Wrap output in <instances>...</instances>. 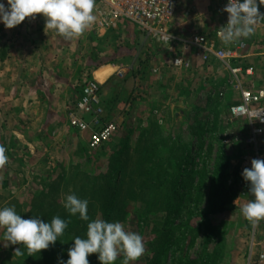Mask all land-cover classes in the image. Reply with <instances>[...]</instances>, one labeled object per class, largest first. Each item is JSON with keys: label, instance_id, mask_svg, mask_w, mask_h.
<instances>
[{"label": "rangeland", "instance_id": "374dc122", "mask_svg": "<svg viewBox=\"0 0 264 264\" xmlns=\"http://www.w3.org/2000/svg\"><path fill=\"white\" fill-rule=\"evenodd\" d=\"M197 2L204 6L205 11L208 10L205 6L215 7L218 10L221 5L215 0H197ZM260 2L262 5L257 0L258 11L264 14V0H260ZM179 16H181L180 12L177 13L176 10L169 25L170 31L175 35L189 30V26L181 24ZM226 23L227 13L223 11L220 16H217L216 23L211 26L214 30ZM252 33H254V38L250 42V46L252 50L254 49L255 56L249 57V63L248 61L246 63L258 67L264 57V18L259 19L253 25ZM77 37L78 42H82V54L72 56L74 58L73 66L79 68L80 72L76 81L78 86H76L75 94L71 100L77 99L82 86L92 80L87 71L103 63L120 65L122 73L120 75L111 74L100 90L104 122L115 123L118 127L117 132L114 137L96 149H89L87 148L88 133L81 134L77 132L78 130L75 131L77 140L72 147L67 146L64 158L61 162H57L59 166L53 172L48 171L49 181L44 183L42 178L41 181L36 180V188L24 189L22 192H17L16 188H12V193L10 189L7 192H0V207L14 206L16 213L24 218V214L29 215L27 213H29L32 195L42 191L61 167H70L68 171L72 172L71 176L77 170L92 175L105 172L112 162V155L123 153L126 150L130 154V151L133 152L132 147L138 135L149 128L154 130L156 127L165 133L187 138L188 152L185 167L192 172L197 171L202 179V183L191 191L192 199L190 200L193 201V206H188L183 210L181 219H187V216L193 217L189 223L190 226L196 225L202 220L196 214L201 213L205 208L204 204L214 162L222 154L228 156L226 166L219 174L222 189L228 193L226 210L238 207L243 196V193L239 191L238 181L242 157L248 151L243 143L244 136L248 132V122L245 118L231 116L228 111L233 100L231 97L235 94L233 89L238 90L235 87L237 84L235 79L233 78V82H230L232 91L228 92V96H221L218 92H206L205 99L199 98V102H196V97L189 99L192 90H180L177 87L178 76L185 72L170 68L172 58L180 54L175 43L159 44L140 28L134 25L127 26L124 23L105 32L101 37L97 36V32L91 30V26ZM133 88H137V96L132 95ZM101 98L103 102H101ZM73 101L66 105L67 112L72 108L75 102ZM83 118H88V115H84ZM189 158H192V161L188 164ZM45 173L47 175V172ZM28 174L30 175V173ZM78 176L81 178L82 175ZM35 177L38 176L34 175ZM181 190L185 192L184 188ZM16 200L22 203V207L17 205L19 203ZM128 210L129 214L124 219L121 221L115 219L112 222H120L125 231L139 234L142 237L144 248L149 247L147 243L158 232V224L163 219V214L142 216V203L139 201L129 202ZM30 214L35 217L38 210ZM208 219L217 231L209 229L204 233L201 230L197 234L183 230V226L180 227L179 230L183 231V244L187 243L190 235L195 234L194 243L187 248V254H182L183 250L177 253V256L183 257L181 262L194 261L193 264H201L203 261H211L210 264H241L233 257L236 251L234 250L233 254L230 253L232 249H230V245L232 247L233 243V246L235 244L237 246L239 242V237L232 234L233 223L229 221L222 223L221 212L218 215H210ZM178 221L174 219L175 225L181 224ZM3 231L0 229V264H35V258H30L26 250L24 256L21 257L13 254L14 248L19 245L5 246L7 242L3 239ZM206 235H209L210 238L208 242H206ZM21 247L23 249V246ZM149 250V248L145 249L137 260L129 261L128 264H137L140 259L145 261L144 257L150 256ZM124 259L125 257L121 253L114 264H123ZM172 264L178 263L173 261Z\"/></svg>", "mask_w": 264, "mask_h": 264}, {"label": "crops", "instance_id": "0c3cea01", "mask_svg": "<svg viewBox=\"0 0 264 264\" xmlns=\"http://www.w3.org/2000/svg\"><path fill=\"white\" fill-rule=\"evenodd\" d=\"M5 6L7 7L6 3ZM177 7L181 24L189 26V33H211V25L216 23L217 16L223 13L225 6L219 5L218 10L205 6L208 9L205 11L204 6L197 0H182ZM123 23L127 26L133 25L129 21L119 20L111 28L101 29L95 21L90 26L101 37ZM179 34L186 37L184 32ZM253 38L254 33L243 39L245 47L240 50L239 57L229 62L232 67L250 69L249 74L243 70L233 74L214 57L203 60L193 47L184 49L178 42H174L177 50L189 62L187 68L170 67L185 72L178 76V89L192 90L189 99L196 97V102H199V98L205 99L206 92H218L221 96H228V92L232 91L230 82L234 78L238 90L233 89L235 94L231 97V103H236L239 101L240 88L264 85V57L258 67L246 63H249V57L255 56L254 49L250 46ZM81 46L82 42H78L77 36L65 39L55 31L47 29L45 18L41 14H35L34 18L26 17L19 25L10 29L0 23V144L7 149L8 157L7 163L0 167V192L10 189L12 193V188L18 189L17 192L34 189L35 181H41V178L47 183V176L50 175L48 171L53 172L59 166L57 162L64 158L67 146L72 147L77 140V130L68 122L66 105L73 101L74 98H71L78 86L76 81L80 71L73 66L72 56L82 54ZM102 67H108L110 71L99 79L95 73ZM120 69L118 64L103 63L87 71L90 78L99 85V96L102 85L111 74H118ZM132 95L137 96V88H133ZM33 173L38 177L34 178ZM239 191L243 193L239 206L221 212V222H232V234L239 237L237 246H233V243L232 247L230 245V253L233 254L235 250L233 257L241 264H251L260 259L264 264V220L253 226L241 215V207L252 196L249 187L244 189L239 185Z\"/></svg>", "mask_w": 264, "mask_h": 264}, {"label": "trees", "instance_id": "16d2710c", "mask_svg": "<svg viewBox=\"0 0 264 264\" xmlns=\"http://www.w3.org/2000/svg\"><path fill=\"white\" fill-rule=\"evenodd\" d=\"M102 121L104 122L105 118L102 117ZM134 143L133 152L130 151V154L126 150L112 155V162L105 172L92 175L77 170L78 172L75 171L71 176L72 172L68 171L70 167L64 166L42 191L32 195L27 213L29 215L24 214V218L30 217V213L38 210L35 217L38 216L46 222H50L54 216L69 221L55 245L29 256L35 258V264H57L58 258L67 260V250L72 246V240L77 236L85 237L89 221H121L129 214V202L142 203V216L163 214V219L158 224V232L147 243L149 247L144 248L150 249V256L144 257L145 261L140 259L137 264H172L173 261L181 264L183 257L177 256V253L183 250L182 254H187V248L193 245L195 240L193 234L187 243L183 244V231L179 230L181 226L183 230L197 234L201 230L205 233L209 229L215 232L216 227L211 225L208 218L226 210L228 193L222 189L219 174L226 166L228 156L222 154L216 158L209 180L205 208L196 214L202 220L190 226L193 217L181 219L182 212L188 206H193V201L190 200L191 191L202 183V179L197 171L192 172L185 167L187 138L165 133L156 127L154 130L149 128L140 133ZM189 159L188 164L192 161V158ZM78 175H82L81 178ZM183 188L185 192L181 190ZM73 193L81 199H87L89 221L79 219L78 215L70 216L64 209L66 195ZM18 203L17 205L22 207V203ZM174 219L179 220L181 224L175 225ZM205 237L208 242L209 235ZM88 260L89 264H99L97 254H90ZM192 262L182 264H193ZM210 262L203 261L201 264Z\"/></svg>", "mask_w": 264, "mask_h": 264}, {"label": "clouds", "instance_id": "9594fccd", "mask_svg": "<svg viewBox=\"0 0 264 264\" xmlns=\"http://www.w3.org/2000/svg\"><path fill=\"white\" fill-rule=\"evenodd\" d=\"M258 2L262 5L260 0ZM94 3L95 0H5L0 2V23L10 29L26 17L34 18L35 14H41L47 29L71 39L94 23ZM223 11L227 13V23L220 27L219 36L226 45L248 38L253 25L264 18V14L258 11L257 0H227ZM6 151L0 144V167L7 163ZM250 163V168H245L241 175L248 182L252 199L241 207L240 213L255 226L264 220V160L253 159ZM63 207L70 216L78 215L79 219L89 221L87 199L68 194ZM68 223L59 216L52 217L50 222L38 216L22 218L14 206L0 207V229L4 230L5 246L19 245L13 250L17 257L24 256L25 250L28 256H32L55 245ZM144 250L142 237L125 231L120 222L91 220L87 223L85 237H75L67 250V260L58 258L57 264H89L90 254H97L99 264H114L121 253L125 257L123 264H128L137 260Z\"/></svg>", "mask_w": 264, "mask_h": 264}, {"label": "built area", "instance_id": "2783aa9c", "mask_svg": "<svg viewBox=\"0 0 264 264\" xmlns=\"http://www.w3.org/2000/svg\"><path fill=\"white\" fill-rule=\"evenodd\" d=\"M180 1L182 0H95L93 14L96 25L101 29L110 28L119 20H126L159 44L178 42L184 49L193 47L203 60L214 57L233 74L240 73L243 68L232 67L229 62L239 57L240 50L245 47L243 41L224 45L219 36L220 28L211 33H189L187 30L184 32L186 37L170 31V21ZM216 1L224 6L227 3V0ZM171 63L178 69L187 68L189 65L181 53L173 57ZM243 71L250 73V69ZM121 73L122 70L118 71L119 75ZM262 80L264 83V76ZM228 111L231 116L245 118L248 122V132L243 139L248 151L242 157L239 178L240 187L246 189L249 185L243 179L242 171L250 168L251 160H264V85L240 88L239 101L229 105ZM84 115H88V118L84 119ZM102 117L99 85L90 80L82 86L79 97L67 112L69 125L81 133H88L89 149H96L117 132V125L103 122ZM251 264L263 263L260 259Z\"/></svg>", "mask_w": 264, "mask_h": 264}, {"label": "bare ground", "instance_id": "6f19581e", "mask_svg": "<svg viewBox=\"0 0 264 264\" xmlns=\"http://www.w3.org/2000/svg\"><path fill=\"white\" fill-rule=\"evenodd\" d=\"M109 71H110V69L108 67L107 68L106 67H102V68L97 70L96 75H97V77L102 78Z\"/></svg>", "mask_w": 264, "mask_h": 264}]
</instances>
